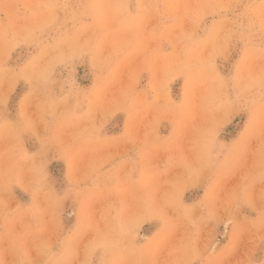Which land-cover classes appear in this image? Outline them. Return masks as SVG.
Masks as SVG:
<instances>
[{
	"label": "rangeland",
	"instance_id": "rangeland-1",
	"mask_svg": "<svg viewBox=\"0 0 264 264\" xmlns=\"http://www.w3.org/2000/svg\"><path fill=\"white\" fill-rule=\"evenodd\" d=\"M0 264H264V0H0Z\"/></svg>",
	"mask_w": 264,
	"mask_h": 264
}]
</instances>
